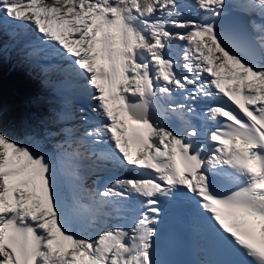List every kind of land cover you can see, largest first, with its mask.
Instances as JSON below:
<instances>
[{"label": "snow or ice", "instance_id": "snow-or-ice-1", "mask_svg": "<svg viewBox=\"0 0 264 264\" xmlns=\"http://www.w3.org/2000/svg\"><path fill=\"white\" fill-rule=\"evenodd\" d=\"M21 34L17 65L64 62L76 96L22 142L0 79V264H160L181 196L212 222L208 264H264V0H0V37ZM97 161L136 174L89 187Z\"/></svg>", "mask_w": 264, "mask_h": 264}, {"label": "trees", "instance_id": "trees-1", "mask_svg": "<svg viewBox=\"0 0 264 264\" xmlns=\"http://www.w3.org/2000/svg\"><path fill=\"white\" fill-rule=\"evenodd\" d=\"M4 36L0 37V43ZM10 39V38H8ZM19 50L5 53L2 70H0V79H2V103L4 109L3 131L12 138L28 142L30 131H41L46 125L36 122L39 117H46L53 111V103L47 96V84L49 77L40 71L33 72L25 66H18ZM39 98L41 104L36 106L35 100ZM33 118L34 128L21 127L22 118Z\"/></svg>", "mask_w": 264, "mask_h": 264}, {"label": "rangeland", "instance_id": "rangeland-1", "mask_svg": "<svg viewBox=\"0 0 264 264\" xmlns=\"http://www.w3.org/2000/svg\"><path fill=\"white\" fill-rule=\"evenodd\" d=\"M8 38H10V39H8ZM3 41H4L6 44H9V43H15L16 41H19L20 44L17 45V48L14 49V50H12V51L20 50V45H22V44L24 43V36H23V34H21L20 36H17V37H15V38L13 39V38L9 37L8 35H4ZM18 46H19V47H18ZM46 66H47V64H45V62H44V68L47 70ZM52 98H54V95L51 96V100H52Z\"/></svg>", "mask_w": 264, "mask_h": 264}]
</instances>
